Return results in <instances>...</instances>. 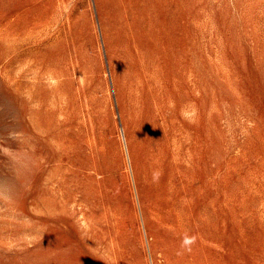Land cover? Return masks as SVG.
I'll return each instance as SVG.
<instances>
[{
  "label": "rangeland",
  "instance_id": "obj_1",
  "mask_svg": "<svg viewBox=\"0 0 264 264\" xmlns=\"http://www.w3.org/2000/svg\"><path fill=\"white\" fill-rule=\"evenodd\" d=\"M0 264H264V0H0Z\"/></svg>",
  "mask_w": 264,
  "mask_h": 264
}]
</instances>
